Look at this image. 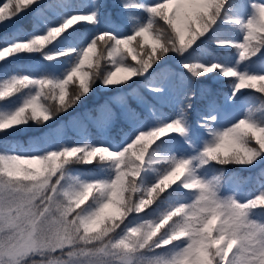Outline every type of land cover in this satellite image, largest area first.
Listing matches in <instances>:
<instances>
[{"label": "snow or ice", "instance_id": "6c2138e0", "mask_svg": "<svg viewBox=\"0 0 264 264\" xmlns=\"http://www.w3.org/2000/svg\"><path fill=\"white\" fill-rule=\"evenodd\" d=\"M0 264H264V0H0Z\"/></svg>", "mask_w": 264, "mask_h": 264}, {"label": "trees", "instance_id": "16d2710c", "mask_svg": "<svg viewBox=\"0 0 264 264\" xmlns=\"http://www.w3.org/2000/svg\"><path fill=\"white\" fill-rule=\"evenodd\" d=\"M203 83H209L213 89L214 93H219V92H223V91H227L228 90V85L226 83H223L222 81H204ZM108 94L106 93H99L97 96L90 98L88 101H86L85 103L89 106L92 107L96 104L99 103H103V101L105 100L106 96ZM115 107V106H113ZM77 111H80V109H78ZM117 113H119V109H116ZM66 117H61V120H66ZM21 140L24 139V136L20 137ZM231 172H235L236 174L239 175H246V173L241 172L239 169H233L230 170Z\"/></svg>", "mask_w": 264, "mask_h": 264}]
</instances>
